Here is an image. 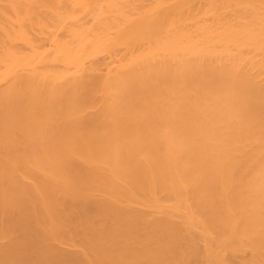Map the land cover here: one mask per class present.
<instances>
[{"label":"bare ground","instance_id":"1","mask_svg":"<svg viewBox=\"0 0 264 264\" xmlns=\"http://www.w3.org/2000/svg\"><path fill=\"white\" fill-rule=\"evenodd\" d=\"M0 264H264V0H0Z\"/></svg>","mask_w":264,"mask_h":264}]
</instances>
